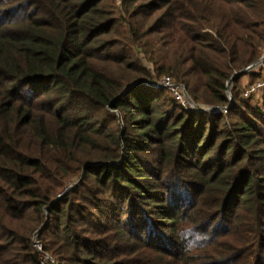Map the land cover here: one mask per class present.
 <instances>
[{
  "label": "trees",
  "instance_id": "1",
  "mask_svg": "<svg viewBox=\"0 0 264 264\" xmlns=\"http://www.w3.org/2000/svg\"><path fill=\"white\" fill-rule=\"evenodd\" d=\"M263 55L264 0H0V264H264Z\"/></svg>",
  "mask_w": 264,
  "mask_h": 264
},
{
  "label": "built area",
  "instance_id": "2",
  "mask_svg": "<svg viewBox=\"0 0 264 264\" xmlns=\"http://www.w3.org/2000/svg\"><path fill=\"white\" fill-rule=\"evenodd\" d=\"M260 67L263 68L261 77L256 82L249 83L247 85V87L243 91L244 98H250L252 96L262 97L264 95V62L260 65ZM156 87L168 89L178 104L184 106L185 108L195 109V104L190 98L185 86L177 83L172 77H164L160 82L156 83ZM209 110L219 111L220 109L211 108ZM224 113H227V109L224 110ZM33 243L38 250H42V245L38 240V235H35ZM45 263L55 264V262L50 261L48 257L44 261V264Z\"/></svg>",
  "mask_w": 264,
  "mask_h": 264
},
{
  "label": "water",
  "instance_id": "3",
  "mask_svg": "<svg viewBox=\"0 0 264 264\" xmlns=\"http://www.w3.org/2000/svg\"><path fill=\"white\" fill-rule=\"evenodd\" d=\"M263 62H264V55H263V57H262L257 63H255V64H253V65L247 67L246 69H244V70H242V71L237 72V73L234 74V76L231 78V80H230V81L228 82V84H227V89H228V93H229V95H230L231 104L233 103V99H232V96H231V88H232V84H233V82H234L237 78H239L240 76H242V75H244V74L250 72L252 69L257 68V67L260 66ZM72 189H73V187L70 188V190H72Z\"/></svg>",
  "mask_w": 264,
  "mask_h": 264
},
{
  "label": "rangeland",
  "instance_id": "4",
  "mask_svg": "<svg viewBox=\"0 0 264 264\" xmlns=\"http://www.w3.org/2000/svg\"><path fill=\"white\" fill-rule=\"evenodd\" d=\"M147 65H148L149 68L152 69V65H150V64H147ZM246 79H247V81L244 82L245 85H248L249 83H251L252 80H250V78H249V79L246 78ZM205 109H206V108H205ZM34 238H35V236H34ZM34 238H33V239H34ZM38 240H39V235H38ZM39 241H40V240H39Z\"/></svg>",
  "mask_w": 264,
  "mask_h": 264
}]
</instances>
